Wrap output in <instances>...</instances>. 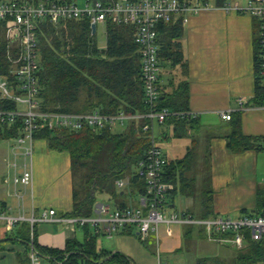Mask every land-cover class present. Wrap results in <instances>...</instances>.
Here are the masks:
<instances>
[{"label":"trees","instance_id":"1","mask_svg":"<svg viewBox=\"0 0 264 264\" xmlns=\"http://www.w3.org/2000/svg\"><path fill=\"white\" fill-rule=\"evenodd\" d=\"M36 3L39 0H28ZM65 1V0H64ZM70 1V0H68ZM222 2L223 0H219ZM38 38L40 50V69L38 71L41 96L45 108L66 112H89L99 109L104 113L145 112L148 107L144 102L142 76V59L139 45L135 42L134 26L108 21L105 29L107 43L99 46L96 33L87 18L62 20L57 24L44 20L39 23ZM158 55L161 66L181 65L187 67L182 45L184 33L183 17L179 16L169 22L158 24ZM260 45L256 39L255 61L257 73L256 98L264 104V81L259 71ZM8 62V63H7ZM11 67L8 58V45L4 34V24L0 21V74L6 75ZM161 77V74H160ZM161 87V85H160ZM160 107L178 111L189 110V84L180 82L175 92H166L161 87ZM15 103L0 101V107H15ZM194 118L174 117L167 122L177 125L193 123ZM21 126V119L13 126H0V139L15 136ZM143 124L130 121L125 127H105L95 129L84 126L80 130L66 127L55 129L42 128L36 133L37 138L47 140L50 149L67 151L71 158L73 176L78 170L82 174V192L74 188V205L69 216H89L97 202V194L108 193L111 198L121 195L123 189L133 187L138 193L146 190L145 181L137 173V165L145 156L150 145L149 132L143 130ZM258 139L244 136L235 131L228 140L233 151H244L257 147ZM194 152L188 148L186 154L178 159L168 161L165 177L174 185L172 191L180 190L191 193L194 178L188 176L193 162ZM129 176L130 182L123 189L117 180ZM258 205L250 214H264V192L259 191ZM211 199V198H210ZM126 205L125 201L120 202ZM211 201L204 204L201 217L211 213ZM5 207V202H0ZM207 208V211H206ZM26 232L6 237V240L23 243L25 249L18 251V264H32L30 252L32 241L34 250L40 258H48L54 264H133L122 252H109L100 249L98 236L100 232L92 231L84 225L85 239L68 240L64 248L43 246L30 236V224ZM20 224L16 225L18 227ZM187 233L194 232V225H188ZM198 233L205 236L202 226ZM35 235V232H34ZM264 260V239L252 240L247 247L240 250L231 264H261ZM197 264H227L220 257L200 256Z\"/></svg>","mask_w":264,"mask_h":264},{"label":"crops","instance_id":"2","mask_svg":"<svg viewBox=\"0 0 264 264\" xmlns=\"http://www.w3.org/2000/svg\"><path fill=\"white\" fill-rule=\"evenodd\" d=\"M200 1L207 6L202 7L197 13L190 14L188 21L184 22L182 45L187 67L170 64L161 66L160 85L167 93L175 92L181 81L188 82L190 91L188 106L189 110L196 114L195 121L183 127L175 122L161 125L160 143L162 140H170L173 136L172 142L179 145L180 140H185L186 152L188 148L194 152V160L187 173L190 178H194L191 193L182 192L181 189L174 192L173 188L168 196L169 205L172 209L195 214L189 200H184L181 208L176 207L177 195L180 193L184 199L191 196L197 181V173L194 174L196 156L198 158L199 149L210 148L211 180L214 189L221 190L224 199L229 197L230 200H237L226 207L216 206L218 210L226 212L241 207L247 210L248 206H255L256 209L259 191L264 192V171L258 170V164L264 160V104L258 103L256 98L255 49L259 20L248 12L227 11L224 8L226 2L246 6L249 0ZM241 99L244 105L241 104ZM222 110L230 111L231 119H224L220 113ZM235 131L244 136L257 138V147L237 152L231 150L228 140ZM13 140L11 137L5 138L7 142ZM204 141H210L209 147L201 145ZM11 145L12 143L10 149H6V153L3 152L2 181L7 187V195L14 196L15 189L20 185L15 187L13 182L14 171L10 165ZM35 146L33 184L27 188L23 186L19 188L23 189L26 198L28 197L26 207L23 205L24 212L28 216L33 212L39 215L45 209L55 208L59 216L67 215L74 205L70 154L67 151L49 149L44 138H38ZM167 156L169 160L175 159ZM178 158L181 157L176 159ZM60 175L62 180L58 185L56 179ZM127 193L132 196L128 188L123 189L120 196ZM102 194H106L105 200L113 199L108 193ZM140 194L138 193V200ZM220 199L221 197L217 199L214 197V205ZM138 200L128 202L127 199L117 197L116 207L121 206V201H125L126 205H137ZM1 202L6 203L11 213H20L21 205H18V202L12 203L8 200ZM203 208L204 206L202 215ZM189 227L188 224L162 223L158 231L152 232L145 240L140 237L137 228L121 229L117 233L122 234V238L112 243L110 249L103 250L125 253L133 264H155L158 258L168 264H197L200 257L196 253L198 243L206 238L199 235V226L195 225L194 232L188 234ZM23 233H27L25 226L14 227L9 231L2 226L0 240ZM29 233L32 237L31 231ZM131 234L138 236L143 245L136 238L128 237ZM74 238L79 241L85 239L83 226L65 222L35 224L34 239L43 246L64 248L67 241ZM2 248L0 264H18L17 253L23 251L25 245L6 240L2 243ZM46 261L54 264L48 258Z\"/></svg>","mask_w":264,"mask_h":264},{"label":"built area","instance_id":"3","mask_svg":"<svg viewBox=\"0 0 264 264\" xmlns=\"http://www.w3.org/2000/svg\"><path fill=\"white\" fill-rule=\"evenodd\" d=\"M207 4L200 0H85L82 6L78 0H0V21L5 22L8 32V58L11 67L6 75L0 74V101L15 103V107H0V126H13L21 119V126L11 145L10 165L14 171L16 186L27 188L33 184V157L36 133L42 128L66 127L80 130L84 126L95 129L105 127H125L128 122L143 124L149 132L150 145L145 156L137 165V173L145 181L146 190L140 194L137 205L128 204L112 209L109 201H98L93 214L89 216H59L55 208L45 209L39 215L28 216L22 201L25 193L17 187L14 196L18 198L20 213L13 214L7 206H0V226L12 230L16 225L30 224L32 240L37 222H65L80 226L93 225L100 233L112 235L121 229L137 228L142 239L158 231L162 223H180L202 226L205 238L243 250L252 240L264 239V214H244L232 216L201 217L172 209L168 196L174 185L166 180L168 156L156 133V125L165 124L174 117L195 118L190 110L178 111L160 107L162 95L160 87L161 62L158 55V24L169 22L182 16L199 12ZM227 11L238 10L250 13L259 20L258 40L260 45L259 71L264 81V0H249L246 6L226 2ZM89 19L92 24L108 21L133 25L135 42L139 45L142 59V76L145 112L104 113L99 109L89 112H66L45 108L39 84L40 50L38 27L47 20L57 24L64 19ZM96 30V32H97ZM244 105V101L240 100ZM264 107V105H263ZM224 119H231L230 111L220 112ZM130 177L117 180L120 188L126 187ZM32 264H42L32 241ZM155 264H168L158 258ZM264 264V260L261 262Z\"/></svg>","mask_w":264,"mask_h":264},{"label":"rangeland","instance_id":"4","mask_svg":"<svg viewBox=\"0 0 264 264\" xmlns=\"http://www.w3.org/2000/svg\"><path fill=\"white\" fill-rule=\"evenodd\" d=\"M78 1H79V4L81 6L83 4H85V0H78ZM64 20H68V19H64ZM3 24H4L5 39L8 40L7 26L5 25L6 24L5 22H3ZM96 39H97L99 46L105 47V45L107 43V34H106V29L102 25V23H100L98 25V30L96 32ZM160 131H161V126L156 125V133L159 137H160ZM37 139H36V141H37ZM172 140H173V136H171V139L168 141L162 140L161 143H162V146H163L165 152L167 153V155H169L170 157H173L175 159L177 157H182L185 154L186 147H187L185 144V140H180L179 145H176L175 142H172ZM10 143H12V142L11 141L7 142V141H5V139H0V202L3 200H8L12 203L18 202V205H19V200L17 197L12 196L11 194L7 195V187L4 185V183L2 181L3 170H4L3 152L6 153V151H7L6 149H10ZM208 143H210V141H204L201 143V145L209 147ZM192 146H194V145H192ZM205 150L206 149H204V148L199 149L198 158L196 156V159H195L194 174L197 173L198 178L196 175L197 181H196V184L194 186L193 193L187 199L181 198V195L179 193L177 195L176 207L181 208V203L184 202V200H189L190 204L192 205V210L194 211L196 216L202 215L201 214L202 206H204L205 203H208L210 201L212 204L210 207V209H211L210 216L221 215V216L238 217L240 215L250 214L252 211H254L255 206H248L247 210L242 209V207L237 208L236 210H233V211H226V212L218 210L217 207L229 206L232 202L236 203L237 200H230L229 197L224 199L222 196L223 192L221 190L214 189L213 183L211 180V173H212L211 149L209 148L208 150H206V151ZM35 152H36V146H35ZM196 153H197V150H196ZM258 166H259L258 170L263 172L264 171V160L262 162H260V164H258ZM83 172H84V170H78L76 175L72 176V178H73V182H72L73 183V190L75 188L78 191L82 192L83 182H82L81 176H82ZM56 180H57L56 182L58 183V185L61 184L62 175H60ZM19 188H22V186H19ZM135 188L136 187H133V195L132 196H130L129 193H127L125 195L119 196L120 199H127L128 202H130V201L133 202V199H134V202L136 200H138V191H136ZM214 197H216V199L218 197H221L219 202L216 203L215 205H214ZM106 198H107L106 194H104V195L103 194L102 195L97 194L98 200H105ZM25 199H27V200H25ZM212 200H213V202H212ZM106 201H109L111 203L112 209H114L116 207V198H113L111 200H106ZM27 202H28V197L26 198V194H25L24 201H22V204L26 207L25 204ZM203 210H205V207L203 208ZM206 211H207V208H206ZM2 225L0 226V239H1ZM20 226H22V225L20 224L19 227ZM89 226H90V229L92 231L93 230L96 231L95 226H93L91 224ZM128 237H134V238H136L137 241H140V243L142 244V241L140 240V238H138V236H136L135 234L128 235ZM119 238H122V234H119L117 232H114L111 236L108 234L100 233L98 236L99 248L100 249H103V248H107V249L109 248L110 249L112 243L116 242V240H118ZM197 250H198V252H196V253L198 256L220 257V258L225 259L227 264H231L233 259L237 255V253L240 251L234 247L227 246L224 244H219L216 242H212V241H209L208 239L201 240L200 243H198V249ZM42 260H41L42 264H51L50 262L46 261V258H43Z\"/></svg>","mask_w":264,"mask_h":264},{"label":"water","instance_id":"5","mask_svg":"<svg viewBox=\"0 0 264 264\" xmlns=\"http://www.w3.org/2000/svg\"><path fill=\"white\" fill-rule=\"evenodd\" d=\"M91 28H92L93 33H96L97 25L95 23L92 24Z\"/></svg>","mask_w":264,"mask_h":264},{"label":"bare ground","instance_id":"6","mask_svg":"<svg viewBox=\"0 0 264 264\" xmlns=\"http://www.w3.org/2000/svg\"><path fill=\"white\" fill-rule=\"evenodd\" d=\"M8 63V62H7Z\"/></svg>","mask_w":264,"mask_h":264}]
</instances>
